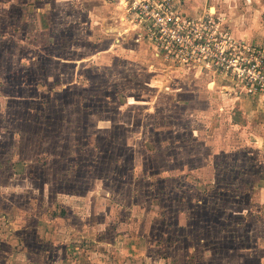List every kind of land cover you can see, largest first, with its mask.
<instances>
[{
  "label": "rangeland",
  "instance_id": "374dc122",
  "mask_svg": "<svg viewBox=\"0 0 264 264\" xmlns=\"http://www.w3.org/2000/svg\"><path fill=\"white\" fill-rule=\"evenodd\" d=\"M99 4L0 0V264H264L263 95Z\"/></svg>",
  "mask_w": 264,
  "mask_h": 264
},
{
  "label": "built area",
  "instance_id": "2783aa9c",
  "mask_svg": "<svg viewBox=\"0 0 264 264\" xmlns=\"http://www.w3.org/2000/svg\"><path fill=\"white\" fill-rule=\"evenodd\" d=\"M120 7L155 57L177 69L218 72L264 97V50L236 39L225 17H191L183 0H108Z\"/></svg>",
  "mask_w": 264,
  "mask_h": 264
},
{
  "label": "crops",
  "instance_id": "0c3cea01",
  "mask_svg": "<svg viewBox=\"0 0 264 264\" xmlns=\"http://www.w3.org/2000/svg\"><path fill=\"white\" fill-rule=\"evenodd\" d=\"M98 1H100L99 5H104L106 7L112 4L108 0L106 1L111 3L110 5L108 3H105V0ZM230 1L231 0H183L181 9L184 14L191 17H196L200 16L201 12L203 13L204 5L210 2L214 5V7H210L209 11L210 9H213L212 11L215 15L217 13H225L227 15L225 17L226 23L236 39L251 44L255 43L259 46H264V0H260L259 4L257 3V6H255L256 8L252 6V4L250 6L247 1H244L245 4H242V8L248 10L250 9V6L252 8L251 12H243V9H240L241 6L238 0H235L234 3ZM218 4L220 5L221 9L219 8ZM227 7L229 9H227ZM242 112L245 115L247 114L246 110H242ZM259 126L261 127L260 123Z\"/></svg>",
  "mask_w": 264,
  "mask_h": 264
}]
</instances>
